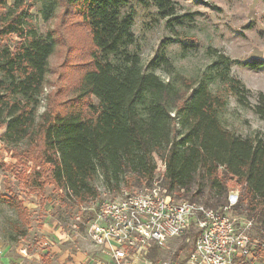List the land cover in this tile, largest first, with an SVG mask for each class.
<instances>
[{"label":"trees","instance_id":"16d2710c","mask_svg":"<svg viewBox=\"0 0 264 264\" xmlns=\"http://www.w3.org/2000/svg\"><path fill=\"white\" fill-rule=\"evenodd\" d=\"M131 1L46 0L45 20L63 7L67 15L73 12L89 31L93 53L78 78L71 106L46 113L41 121L38 110L58 42L53 32L38 34L24 0H15L0 16V128H5L0 141L11 149L35 146L37 155L21 153L24 161L35 162L41 170L48 168L29 174L28 187L42 190L49 182L77 204L99 197V181L116 193L151 186L157 176L156 158L164 164L161 185L169 194L217 211L228 204L226 179H237L244 185V196L238 197L233 210L246 214L248 220L257 219L254 229L260 250L264 247V140L229 131L221 115L231 95L264 121V93L252 105V92L230 74V58L215 51L213 67L218 75L209 80L170 72L172 79L165 81L143 70L139 54L130 51L137 43L133 16L123 13ZM152 1L169 29L184 25L186 16L177 15L172 0ZM10 36L18 39L13 47L1 43ZM160 66L173 69L164 56L155 68ZM244 67L262 70L264 59ZM217 80L225 85L227 96L210 86ZM91 98L98 100V106ZM3 199L17 212L20 227H27L21 202ZM194 236L193 232L186 238Z\"/></svg>","mask_w":264,"mask_h":264},{"label":"rangeland","instance_id":"374dc122","mask_svg":"<svg viewBox=\"0 0 264 264\" xmlns=\"http://www.w3.org/2000/svg\"><path fill=\"white\" fill-rule=\"evenodd\" d=\"M45 2L24 0L25 9L30 14L29 21L38 34L46 36L53 32L58 42L50 59L47 83L38 110L39 121L46 113L55 114L71 106L69 103L76 96L78 78L87 69L93 53L85 24L72 11L67 15L64 7L54 17L45 20L42 13ZM172 2L177 15L186 16L184 25L174 30L168 28L152 0H133L123 10V13L133 16L137 43L130 51L139 54L143 70L155 72L165 81L172 79L170 72L180 73L187 79L209 80L218 75L213 67L216 54H223L231 60V76L252 92L251 104L254 105L257 95L264 93V68L255 71L244 67V64L264 59V0ZM14 4L15 0H0V16L7 14L8 8ZM17 40V37L10 36L1 43L13 47ZM161 56L170 60L173 69L166 66L155 68ZM210 86L214 91L228 95L225 85L218 80ZM91 101L98 106L97 99L91 98ZM221 120L229 131L243 138L264 140V121L250 108L241 107L231 95H228V105ZM4 131L5 128H0V137ZM26 151L37 155L35 146L11 149L0 141V264H94V260L102 258L101 250L90 241L87 230L76 218L79 216L87 222L99 205L119 198L125 192L162 187L161 177L165 173L163 162L156 158L157 176L151 186H133L116 193L107 191L99 181L96 183L99 197L77 204L70 202L64 190L49 182L43 183L42 190L28 187L29 174L35 170L45 173L48 167L41 170L35 162L24 161L21 153ZM226 181L228 194H237L241 200L244 185L230 177ZM4 197L11 198L12 203L21 202L26 211L27 227H20V217ZM229 213L234 218L248 220L246 214L235 210ZM256 221V218L252 221L253 255L237 264H264V247L257 250L260 241L254 229ZM186 237L171 239L164 247L153 250L150 254L153 264H186L189 242L192 241ZM181 246L184 250L180 251Z\"/></svg>","mask_w":264,"mask_h":264},{"label":"built area","instance_id":"2783aa9c","mask_svg":"<svg viewBox=\"0 0 264 264\" xmlns=\"http://www.w3.org/2000/svg\"><path fill=\"white\" fill-rule=\"evenodd\" d=\"M237 203L238 195L229 194L228 204L217 211L152 187L102 203L87 222L76 220L101 250L94 264H153V250L193 232L186 264H237L254 250L253 222L229 213Z\"/></svg>","mask_w":264,"mask_h":264}]
</instances>
